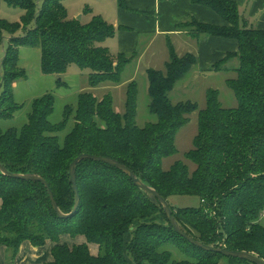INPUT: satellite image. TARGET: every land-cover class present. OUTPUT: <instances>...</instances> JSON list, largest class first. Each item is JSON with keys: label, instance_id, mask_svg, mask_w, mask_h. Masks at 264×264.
<instances>
[{"label": "trees", "instance_id": "trees-1", "mask_svg": "<svg viewBox=\"0 0 264 264\" xmlns=\"http://www.w3.org/2000/svg\"><path fill=\"white\" fill-rule=\"evenodd\" d=\"M65 0H3L25 11L20 24L0 19V47L3 34L12 35L0 63V120L11 119L19 109L11 85L21 76V47L39 48L45 73L61 74L70 64L89 69V86L119 85L122 74L135 55L113 56L101 46L116 30L99 15L88 23L70 19ZM126 9L124 0H117ZM225 25L200 23L195 19L179 23V31L194 37L231 39L238 50L214 64L212 72H234L226 85L237 107L226 109L220 92H206V107L185 101L173 104L170 93L197 65L188 53L179 56L168 41L169 60L164 70H146L149 111L157 119L144 128L137 126L139 86L127 85L124 112L114 108L111 94L98 99L91 92L80 95L75 127L64 147L58 140L59 127L50 123L54 100L46 95L33 104L22 133L0 130V165L11 174H36L48 183L57 206L72 213L75 194L69 175L71 163L81 154L113 159L129 168L145 185L156 190L170 205L181 230L200 243L214 248L246 252L264 261V30L248 28L237 5L230 0H202ZM88 14H92L89 8ZM22 29L21 36L15 33ZM237 61L235 67L228 65ZM198 112V132L193 149L185 158L195 165L176 162L169 170L163 161L177 153L178 131ZM80 203L76 212L59 218L46 187L36 181L8 177L0 172V246L7 264H14L24 242L43 247L56 243L53 261L47 264H253L245 260L205 251L186 241L170 225L160 203L136 187L119 169L102 162L84 160L76 167ZM189 196L198 207L179 208L170 198ZM84 236L96 244L91 254L88 244L69 247L60 237ZM174 246L186 259L174 261Z\"/></svg>", "mask_w": 264, "mask_h": 264}, {"label": "rangeland", "instance_id": "rangeland-1", "mask_svg": "<svg viewBox=\"0 0 264 264\" xmlns=\"http://www.w3.org/2000/svg\"><path fill=\"white\" fill-rule=\"evenodd\" d=\"M33 2L39 7L43 3L42 0H33ZM91 2L90 0H65L64 6L70 19L78 20V17L81 16L80 21L85 23L91 17V15L85 12L87 8L91 10ZM0 3L2 9L0 11V19L20 24L25 11L20 7H10L1 0ZM93 4H98V2L93 0ZM22 33L23 30L19 29L15 33V36H21ZM3 36V46L0 47V63L4 53L3 50L8 46L12 35L5 33ZM111 41V39L107 40L101 46H110L113 43ZM113 50L112 52H115ZM157 66H160V70H164V67H161L162 65ZM19 68L24 74L11 85L14 102L18 105L19 109L11 119L0 120V130L2 131L13 129L19 134L22 133L33 110L34 102L46 95H51L54 100V106L49 120L53 126L60 128L57 136L60 146L64 147L67 137L75 127V112L80 95L84 92H91L98 99H101L104 95L111 94L114 100V108L118 112L123 113L127 89V85L123 86V83L127 82L131 76H135L134 80L137 81L139 86L137 126L144 128L146 125L157 121L156 117L149 111L150 98L148 95L146 72L144 73L141 69L136 73L134 65L126 67L122 74L119 90L112 92L108 90V87L112 86L110 83L102 84L97 88H90L88 79L91 71L81 68L76 64H70L59 75L43 72L39 48L21 47L19 52ZM235 76L233 72H200L196 67L184 80L177 83L174 90L170 93L171 102L176 104L192 101L198 104L199 110H203L206 107L207 90L215 89L220 92L222 106L226 109H234L237 107V100L233 91L227 87L226 81ZM3 91L0 72V95ZM189 119L190 121L176 135L175 144L177 153L163 161V169L165 171L169 170L179 161L188 165L191 173L196 168L193 163L185 158V154L193 149V139L198 132V112L191 114ZM169 200L172 205L179 208L198 207L200 205V201L197 198L189 196H177ZM259 223L264 227V214L259 219ZM164 250L171 252L174 261L186 259L185 255L181 254L174 246H166ZM219 264H226V262L222 260Z\"/></svg>", "mask_w": 264, "mask_h": 264}, {"label": "crops", "instance_id": "crops-1", "mask_svg": "<svg viewBox=\"0 0 264 264\" xmlns=\"http://www.w3.org/2000/svg\"><path fill=\"white\" fill-rule=\"evenodd\" d=\"M90 1H92L90 4L92 14L89 15L101 16L116 30L115 36L111 38L113 43L104 47L108 48L113 56L119 53L135 55L127 66L134 65L136 73L141 69L144 73L148 69L160 70V66L157 65L164 67L169 60L168 41L172 43L179 56L194 54L198 58L194 68L197 67L200 72L211 71L212 66L223 60L228 53L238 50V44L234 40L209 36L194 38L187 31L177 29L179 23L190 19L204 24L225 25L220 15L200 3L202 0H124L126 9L120 8L117 0H96L98 4H93V0ZM230 1L237 5L239 15L248 28L264 30V0ZM0 11H2L1 3ZM91 17L85 23H88ZM112 49L115 52H112ZM237 63L235 60L228 66L232 68ZM134 78L135 76H131L123 86L128 85ZM111 85L108 87L110 92L119 90L121 86ZM1 205L0 200V208ZM85 243L87 240L84 236L72 238L69 235L61 236L59 242L71 248ZM87 244L91 254L96 256L99 253L98 246ZM55 246L56 243L52 241H47L43 247H34L29 242H24L14 264L50 263L53 261L52 250ZM0 264H7L6 251L2 246H0Z\"/></svg>", "mask_w": 264, "mask_h": 264}, {"label": "water", "instance_id": "water-1", "mask_svg": "<svg viewBox=\"0 0 264 264\" xmlns=\"http://www.w3.org/2000/svg\"><path fill=\"white\" fill-rule=\"evenodd\" d=\"M80 19H81V17H78V20H80ZM84 160L102 162V163L108 164L112 167H115V168L119 169L120 171H122L124 174H126L132 180L133 184L136 187H138L140 190L147 193L148 195L154 197L160 203V205L162 206L164 213H165L170 225L174 229V231L177 234H179L180 236H182L190 244L194 245L195 247H198V248L203 249L205 251L221 254V255L226 256V257H232V258H237L240 260H245V261H248V262L253 263V264H264V261L262 259L256 257L253 254L246 253V252L230 251V250L222 249V248H214L211 246L204 245V244L200 243L199 241H196L192 237L186 235L181 230L178 223L176 222V220L172 214V210H171L169 203L156 190H154L153 188L142 183L129 168H127L123 164H121V163H119L113 159L105 158V157H98V156L89 155V154H81L77 158H75V160L71 163V165L69 167V175H70V179H71V183H72V188H73V191L75 194V204H74V208H73L72 213L69 215H65L61 212V210L57 206V203L54 199L53 193H52L48 183L41 176L36 175V174H26V175L11 174L2 165H0V172L3 173L4 175L8 176V177H11V178L21 179V180H26V181H36V182L42 183L48 191V195H49V198L51 201V205H52V208H53L54 212L56 213V215L59 218H67V217L72 216L76 212V210L78 209L79 203H80V196H79V192H78V188H77V182H76V167L79 163H81Z\"/></svg>", "mask_w": 264, "mask_h": 264}, {"label": "built area", "instance_id": "built-area-1", "mask_svg": "<svg viewBox=\"0 0 264 264\" xmlns=\"http://www.w3.org/2000/svg\"><path fill=\"white\" fill-rule=\"evenodd\" d=\"M264 214V213H263Z\"/></svg>", "mask_w": 264, "mask_h": 264}]
</instances>
